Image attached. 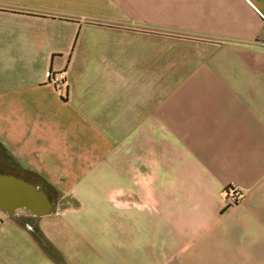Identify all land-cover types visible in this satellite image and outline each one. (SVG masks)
Returning <instances> with one entry per match:
<instances>
[{
    "label": "crops",
    "instance_id": "crops-1",
    "mask_svg": "<svg viewBox=\"0 0 264 264\" xmlns=\"http://www.w3.org/2000/svg\"><path fill=\"white\" fill-rule=\"evenodd\" d=\"M0 148V264H264V0H0Z\"/></svg>",
    "mask_w": 264,
    "mask_h": 264
},
{
    "label": "water",
    "instance_id": "water-1",
    "mask_svg": "<svg viewBox=\"0 0 264 264\" xmlns=\"http://www.w3.org/2000/svg\"><path fill=\"white\" fill-rule=\"evenodd\" d=\"M56 209L43 188L0 172V211L8 218L20 210L31 213L35 218L51 215Z\"/></svg>",
    "mask_w": 264,
    "mask_h": 264
},
{
    "label": "built area",
    "instance_id": "built-area-1",
    "mask_svg": "<svg viewBox=\"0 0 264 264\" xmlns=\"http://www.w3.org/2000/svg\"><path fill=\"white\" fill-rule=\"evenodd\" d=\"M51 83L59 88L65 83V79L62 73L52 74L50 77ZM241 199V194L237 189H227L225 191V200L227 204L232 205L239 202Z\"/></svg>",
    "mask_w": 264,
    "mask_h": 264
},
{
    "label": "rangeland",
    "instance_id": "rangeland-1",
    "mask_svg": "<svg viewBox=\"0 0 264 264\" xmlns=\"http://www.w3.org/2000/svg\"><path fill=\"white\" fill-rule=\"evenodd\" d=\"M15 164L16 163L12 162V160L0 148V172L7 174H15L17 176L23 177L24 175H22V172L18 170L19 166ZM23 212L25 211L20 210L17 213H23Z\"/></svg>",
    "mask_w": 264,
    "mask_h": 264
}]
</instances>
